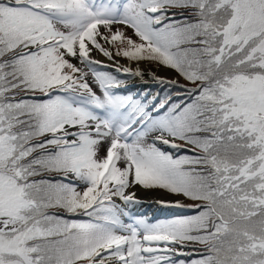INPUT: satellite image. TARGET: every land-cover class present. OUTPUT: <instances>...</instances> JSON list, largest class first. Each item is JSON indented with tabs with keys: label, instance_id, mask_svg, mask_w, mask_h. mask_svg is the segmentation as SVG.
I'll list each match as a JSON object with an SVG mask.
<instances>
[{
	"label": "snow or ice",
	"instance_id": "6c2138e0",
	"mask_svg": "<svg viewBox=\"0 0 264 264\" xmlns=\"http://www.w3.org/2000/svg\"><path fill=\"white\" fill-rule=\"evenodd\" d=\"M0 264H264V0H0Z\"/></svg>",
	"mask_w": 264,
	"mask_h": 264
},
{
	"label": "rangeland",
	"instance_id": "374dc122",
	"mask_svg": "<svg viewBox=\"0 0 264 264\" xmlns=\"http://www.w3.org/2000/svg\"><path fill=\"white\" fill-rule=\"evenodd\" d=\"M160 74L161 75H170L169 73H166V72H160ZM132 83L135 85V87L133 88V93L141 92L142 90H148V91H154L155 90V86L154 85L145 86L142 82H140L138 80L137 81H132ZM157 193L158 192H153L151 195H155ZM138 196L143 201V204L139 208L137 214H147L150 217L155 215V216H159V217L163 218L164 213H162L160 210H158V206L153 204V201L155 199H157V197L148 196V195H146V196L145 195H138ZM159 199H174V197H170V196L168 197L167 195H165L163 197H159ZM154 206H156V209L158 210L157 212H155L152 209V207H154Z\"/></svg>",
	"mask_w": 264,
	"mask_h": 264
},
{
	"label": "bare ground",
	"instance_id": "6f19581e",
	"mask_svg": "<svg viewBox=\"0 0 264 264\" xmlns=\"http://www.w3.org/2000/svg\"><path fill=\"white\" fill-rule=\"evenodd\" d=\"M137 83V82H136ZM152 193H147V192H143V191H138V193H137V195H148V196H155V197H157V196H163V195H165L164 193H160V192H158L157 194H155V195H151ZM145 203V202H144ZM152 212V211H151Z\"/></svg>",
	"mask_w": 264,
	"mask_h": 264
}]
</instances>
